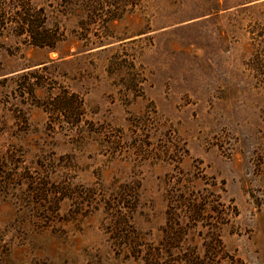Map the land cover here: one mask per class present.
Here are the masks:
<instances>
[{
	"label": "rangeland",
	"instance_id": "obj_1",
	"mask_svg": "<svg viewBox=\"0 0 264 264\" xmlns=\"http://www.w3.org/2000/svg\"><path fill=\"white\" fill-rule=\"evenodd\" d=\"M23 4L45 8L55 48L22 32ZM0 10V264H145L111 238L110 206L138 187L127 229L157 241L176 174L236 206L221 264H264V0H143L88 38L61 0ZM63 87L84 97L83 127L41 106ZM34 181L85 198L41 202Z\"/></svg>",
	"mask_w": 264,
	"mask_h": 264
},
{
	"label": "trees",
	"instance_id": "obj_2",
	"mask_svg": "<svg viewBox=\"0 0 264 264\" xmlns=\"http://www.w3.org/2000/svg\"><path fill=\"white\" fill-rule=\"evenodd\" d=\"M142 2L143 0H61V5L64 10L79 18V24L85 31L80 38H88L93 32L89 26L95 23L104 25L120 18ZM5 18L0 10V27ZM18 18L23 25L22 32L27 33L31 43L50 48L57 46L61 39L60 32L57 28L47 26L48 16L44 7L36 9L23 4ZM31 86L35 89L44 84L36 77ZM18 87L25 91L27 85L20 81ZM41 106L49 114V121L54 126L64 124L67 129H75L83 127L87 121L84 97L79 92L64 87L50 99H45ZM33 183V191L40 195L41 202H46L48 197L56 193L85 198L84 192L74 191L69 194L64 187L52 189L44 181ZM136 188L138 189L124 185L119 194V203L122 201V205L119 208L110 206V211L118 218L110 231L113 234L111 238L127 246V256L142 259L145 264H221L224 260L235 261L236 257L227 251L221 233L223 225L229 220V210H237L235 205H227L214 193V197H211L207 189L190 190L178 174L171 175L166 189V222L161 227V235L157 241H148L138 230L127 229L133 205L129 201L127 203L126 198L131 197V193L136 194Z\"/></svg>",
	"mask_w": 264,
	"mask_h": 264
}]
</instances>
